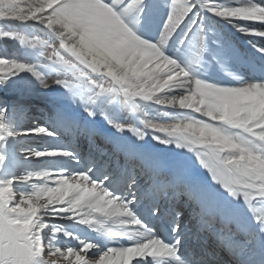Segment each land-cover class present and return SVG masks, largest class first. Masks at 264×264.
<instances>
[{
  "label": "snow or ice",
  "instance_id": "1",
  "mask_svg": "<svg viewBox=\"0 0 264 264\" xmlns=\"http://www.w3.org/2000/svg\"><path fill=\"white\" fill-rule=\"evenodd\" d=\"M210 22L264 56V0H0V45L44 62L0 48V170L50 141L23 150L46 167L0 177V264H264V64L198 76L225 47ZM25 74L83 111L32 103Z\"/></svg>",
  "mask_w": 264,
  "mask_h": 264
},
{
  "label": "rangeland",
  "instance_id": "2",
  "mask_svg": "<svg viewBox=\"0 0 264 264\" xmlns=\"http://www.w3.org/2000/svg\"><path fill=\"white\" fill-rule=\"evenodd\" d=\"M217 26V27H216ZM210 27L213 29V33L216 35L221 36V31L218 29H222L224 36L226 37L225 41V49L221 50L220 54L217 56V58H223L225 59L223 69H214V66L211 64H208V60L206 58H203L198 65H193L196 73L201 78H207L209 76L210 82H223V81H229L233 78L229 76V73H233L237 76L244 77L245 76V70L247 68H250V65L252 64H264V59L258 57L256 54H250L251 59L250 61L244 58L245 53H248L244 50V45L252 47L253 46V40L249 37L241 35V40L237 37V35L232 33L231 31H235L236 29L233 28V25L227 24V23H219L216 24L215 22H210ZM156 28V22L155 21H148L147 22V30L154 32ZM230 28V29H229ZM6 44L0 45V48L3 49L5 54L10 56H23L26 59H29L31 61H37L39 60L41 63H44L42 61V58L39 57L38 51H32L30 49H27L25 47H22L19 45L17 41H7ZM248 43V44H247ZM10 47L12 52L9 53V49H4L6 47ZM172 54L179 57L183 62L185 63H192L196 59V55H190L189 53V46L186 47V49L182 50V46L179 44V41H175V43L170 42L169 45ZM238 49V50H237ZM242 50V51H241ZM257 51V50H256ZM258 52V51H257ZM243 56V57H242ZM205 57V56H204ZM259 59V61H258ZM263 59V60H262ZM261 60V61H260ZM241 63V64H240ZM246 65V66H245ZM203 66L211 67L213 69L208 70H201L200 68ZM245 67V68H244ZM41 71L45 72V74H53V70L50 67L42 68ZM241 71V72H240ZM31 80L32 83H28V81ZM25 84H27L26 91L28 94L32 97V103L34 104H42L46 99L49 97H64L63 102L66 104L71 105L76 111L82 112L83 109L78 107L76 104L73 103L71 99V94H67L66 90L54 87L52 90L48 89H41L39 87V84L34 81V78L30 77L28 74H25ZM235 83V81H233ZM9 95H13V93H9ZM33 111H38L39 114L35 115L33 117L34 119H38L41 122L44 121L43 113L40 112L39 108H34ZM86 115V113H85ZM103 122V118H101ZM25 122L23 116H21L17 122V127H22L23 123ZM26 126L30 123V121L25 122ZM25 126V127H26ZM104 127L107 131L114 132V129H110L106 122H104ZM134 139V137L132 138ZM151 139L150 137L148 138ZM50 141L48 138H21V141L18 145H16V150L14 152V163L8 167L3 168L0 170V177H8L11 175H20L27 171H36L41 170L44 167H46V161H33V160H27L25 159L26 153L23 151L24 149H40L47 147L49 145ZM155 143V142H153ZM163 147V146H161ZM179 150L175 149L174 146H170V150L168 151V155H175L178 153Z\"/></svg>",
  "mask_w": 264,
  "mask_h": 264
},
{
  "label": "bare ground",
  "instance_id": "3",
  "mask_svg": "<svg viewBox=\"0 0 264 264\" xmlns=\"http://www.w3.org/2000/svg\"><path fill=\"white\" fill-rule=\"evenodd\" d=\"M233 28L234 29H236L235 31H231L232 33H235V34H240V35H237V37L239 38V40H241V33L237 30V28L236 27H234L233 26ZM230 29V28H229ZM248 44V43H247ZM258 44L256 45V46H252V48L254 49V50H257L258 49ZM238 50V49H237ZM242 51V50H241ZM244 54H245V56H244V58H246L247 60H251V59H253V58H251V56H250V53H245L244 51H242ZM243 57V56H242ZM263 60V59H262ZM252 61V60H251ZM258 61H259V59H258ZM261 61V60H260ZM241 64V63H240ZM246 66V65H245ZM245 68V67H244ZM241 72V71H240ZM257 73H253V72H251V70H250V68H247V70H245V76L243 77V79L244 80H248L252 75H256ZM43 122V121H42ZM234 207H237L238 209H240V211H241V213H242V215H245V216H247L248 215V213H247V209H246V206H242V205H239V204H237V205H234ZM256 260L258 261L259 260V256H257L256 257Z\"/></svg>",
  "mask_w": 264,
  "mask_h": 264
},
{
  "label": "trees",
  "instance_id": "4",
  "mask_svg": "<svg viewBox=\"0 0 264 264\" xmlns=\"http://www.w3.org/2000/svg\"><path fill=\"white\" fill-rule=\"evenodd\" d=\"M6 45H7V43H6ZM10 47H6V48H4V49H9ZM12 52V50H11V48H10V50H9V53H11Z\"/></svg>",
  "mask_w": 264,
  "mask_h": 264
}]
</instances>
